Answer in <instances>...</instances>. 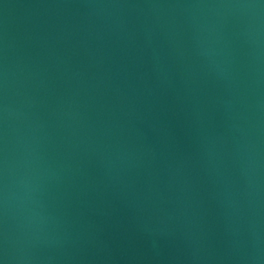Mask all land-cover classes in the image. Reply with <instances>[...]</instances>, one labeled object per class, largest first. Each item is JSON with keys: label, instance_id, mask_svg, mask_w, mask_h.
Masks as SVG:
<instances>
[{"label": "water", "instance_id": "95a60500", "mask_svg": "<svg viewBox=\"0 0 264 264\" xmlns=\"http://www.w3.org/2000/svg\"><path fill=\"white\" fill-rule=\"evenodd\" d=\"M0 264H264V0H0Z\"/></svg>", "mask_w": 264, "mask_h": 264}]
</instances>
